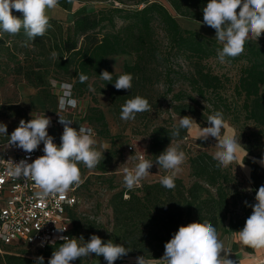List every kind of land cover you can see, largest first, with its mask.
Wrapping results in <instances>:
<instances>
[{"label":"trees","instance_id":"obj_1","mask_svg":"<svg viewBox=\"0 0 264 264\" xmlns=\"http://www.w3.org/2000/svg\"><path fill=\"white\" fill-rule=\"evenodd\" d=\"M168 2L179 14L200 19L208 0ZM13 14L22 17L15 10ZM116 15L125 23L119 29H116ZM49 22L51 28L43 37L30 41L29 46H24L23 42L27 38L23 31L14 37L0 33V66H4L5 73H21L32 86L43 88L54 84L49 79L50 76H54L55 80L63 78L60 84H71L72 96L77 101L76 97L89 90L90 79L94 78L100 82L99 91L108 92L110 99L119 105L120 110L126 100L137 95L146 98L151 108L158 106L157 85L163 82L164 96L172 93L170 104L174 113L181 116L192 114L206 126H209L207 117L216 111L222 112L224 117L231 114L235 123H240L241 120L244 123L251 121L258 130H251L249 136L260 143L264 140V34L259 38L262 40L260 46L255 41H246L245 52L241 55L247 57V64L243 66L240 79L233 89L235 95L230 99L225 94L226 77L214 73L203 63V60L217 56V41L197 31L183 29L167 6L160 1L150 2L143 8L118 7L111 3L110 7L96 12L79 11L74 13L71 24L67 27L52 17ZM108 26L113 29L106 30ZM164 47L166 52L163 51ZM173 50L177 51L175 55L185 54L191 60L193 70L186 72L176 69L172 61ZM53 51L60 58H51ZM119 53L134 54L135 59L133 63L125 64L123 71L116 72L111 65L110 56ZM104 70L113 73V83L119 75L131 73V90H117L113 83L102 80L99 75ZM80 73L88 76L84 83L79 81ZM180 81L186 83L187 87L175 90L176 83ZM200 100L208 102L203 109L198 107L202 105ZM149 112L138 113L136 116L144 118ZM98 119L106 124L103 114L100 113ZM81 125L91 127L88 122L79 126ZM176 125L178 124H153L149 135V150L153 161L170 142L188 135V130L181 129L179 137L171 138L170 134ZM79 126L74 123L76 129ZM0 136V142L8 139L7 136ZM247 150L251 156L263 157L251 147H247ZM245 161L252 167L253 193L252 196L240 193L242 206L239 212L232 210L233 204H237L232 201L233 175L228 168H217L213 154L203 151L190 157V175L194 180L191 184H186L182 178L177 177L176 186L171 190L164 188L160 180H156L141 183L131 191L125 188L115 192L110 199L113 210L112 228L78 214L77 204L70 211L72 237L83 236L87 242L94 234L105 242L111 239L115 243H121L130 252L114 264H136V260L129 262L127 258L142 255L150 259L162 258L165 243L182 225L207 220L217 229L220 237L238 232L243 229L246 219L252 213L250 205L256 203L257 190L264 185V166L248 158ZM106 165L107 156H104L97 169L107 172ZM76 190L77 187L75 192ZM245 201L248 202L247 205ZM61 243L63 241L38 249L44 252V264H48L52 252ZM10 246L14 245L0 244V249L5 252L0 253V264H35V259L28 253L10 251ZM73 264L107 262L102 256L92 254L90 257L77 259Z\"/></svg>","mask_w":264,"mask_h":264},{"label":"clouds","instance_id":"obj_2","mask_svg":"<svg viewBox=\"0 0 264 264\" xmlns=\"http://www.w3.org/2000/svg\"><path fill=\"white\" fill-rule=\"evenodd\" d=\"M58 3L59 0H0V33L15 36L23 31L27 38L23 42L24 46H29L30 41L34 42L37 37H43L51 28L48 12L55 9ZM13 10L21 13L22 17L14 15ZM202 23L215 30V39L222 45V48L217 49V56L224 63L226 58L241 55L246 41L257 42L264 34V0H208L203 8ZM50 55L53 59L60 58L56 51ZM99 76L102 80L113 83V73L104 70ZM78 77L81 83L88 80V76L83 73L78 74ZM132 81L133 75L125 73L119 75L113 84L117 90H131ZM61 88L63 94L59 97V110L76 108L78 101L72 96V85L63 83ZM90 90L94 91L91 86ZM151 110L149 101L137 95L121 105L120 119L134 120L138 113ZM56 113L59 116L58 122L63 125L59 145L54 143V137L48 133L51 118L44 113L35 118L32 116L28 121L21 119L10 136L7 134V125L0 123V135L8 137L7 148L16 147L29 154L18 163H13L9 174L14 178L31 180L38 188L35 197L41 201L55 196L63 200L73 186L83 183L80 164L92 170L104 160V146H98L93 128L81 125L77 130L71 127L73 120ZM194 122L199 126L190 116L179 117L178 125L174 126L170 134L171 138L179 137L181 129H192ZM207 123L209 126L199 128L198 139H216L217 150L213 159L217 162V168L226 169L236 161L237 153L243 146L240 139L222 134L225 127L222 112L216 111L209 115ZM41 143L44 154L29 163L30 154ZM128 159L138 162L133 169L123 170V185L127 190L131 191L148 177L154 164L158 169L169 173L161 177L160 183L171 190L176 186L175 179L183 171L182 165L186 162L187 155L181 150L179 143L170 142L154 161L146 159L144 155H132ZM253 162L264 166V157L259 161L254 158ZM255 201L254 205H250L251 215L246 219L243 229L235 232V236L241 245L261 249L264 248V185L257 190ZM247 203L245 201L246 205ZM57 230L64 232L67 228ZM58 239L63 243L52 252L48 264H73L77 259L90 257L92 254L102 256L107 264H114L130 252L123 244L115 243L111 239L105 242L94 234L87 242L83 236L75 238L61 235ZM227 239L222 240L217 229L207 220L192 222L180 226L165 243L162 258L150 259L142 255L136 257V264H154V260H158L159 264H237L228 258L231 251L230 244L226 243ZM81 241L84 243L81 244ZM40 246H44V241ZM35 264H44V257H36Z\"/></svg>","mask_w":264,"mask_h":264},{"label":"rangeland","instance_id":"obj_3","mask_svg":"<svg viewBox=\"0 0 264 264\" xmlns=\"http://www.w3.org/2000/svg\"><path fill=\"white\" fill-rule=\"evenodd\" d=\"M139 1L144 0H123L127 5L135 4ZM158 1L167 6L183 29L197 31L209 38L215 39V30L202 23L203 11L201 12L200 19H194L176 12L168 0ZM83 2L85 3L83 7L76 12H96L102 8L110 7L111 5L110 0H83ZM73 16L74 13H69L58 19V21L62 22L64 27H67L71 24ZM124 24V21L116 15V29L123 27ZM112 29L111 26H108L106 30L111 31ZM159 32L161 33V30H159ZM160 35L162 36V33ZM217 43L219 48H222V45L218 41ZM257 44L259 46L262 45V40L259 39ZM163 51L166 52L167 49L164 47ZM176 53V50L172 51L174 67L186 72L193 70L191 60L187 59L185 54L175 55ZM134 59V54L119 53L110 56L111 65L116 72L123 71L125 64L133 63ZM3 61H5V59ZM203 63L210 67L214 73L226 77L227 91H225V94L232 99V95H235L233 89L240 79L243 66L247 64V57L241 55L235 58H226V61L221 63L218 56H212L203 60ZM3 68L4 66H0V123L7 125V134L10 135L15 128L18 127L21 119L28 121L32 116L35 118L44 113L47 117L51 118V126L48 128L49 135L61 137L63 128L61 129L58 127V114L56 112L60 111L58 101L59 97L62 95L61 93H63L61 88L63 83L60 84L63 82L60 81L63 80V78L55 80L54 76H50L49 79L54 84L44 88L36 87L32 86L21 73H5ZM90 86L94 91L89 88V90L79 93V96L76 97L78 99L76 108L68 107L62 112L63 117L75 120L74 123L78 126L85 122L91 125L96 133L95 139L97 140L98 146H104L102 150L105 151L104 156H107V172H102L97 169V167L89 170L83 164L79 165L83 183L76 186V192L79 197L76 211L83 217L94 219L98 223L112 228L113 210L110 205V199L115 192L125 189L123 185L124 168L131 170L138 162L128 158L132 155H144L146 159L152 160V154L149 150V135L153 124H178L179 117L183 116L173 112L172 105L170 104L172 93L169 96H164L165 85L163 82L157 85L159 94L158 106L152 107V110L146 117L142 118V116L138 115V117L136 116L134 120L130 121H123L120 119L121 110L119 109V105L112 102L108 92L99 91V80L94 78L90 79ZM185 87H187L186 83L180 81L176 83L175 90ZM200 101L202 105L198 106L199 108L208 105L207 101ZM100 113L104 115L106 124H103V121L98 119ZM189 116L192 117L199 126L194 122L193 128L188 130V135L185 138L172 141L173 144L179 143L181 150L187 155V160L182 165L183 171L177 176L182 178L186 184H191L194 181L190 175V157L203 151L214 154L217 150L215 147L217 143L215 138L209 137L207 141L198 139L199 128L207 127L206 124L197 121L196 117L192 114H189ZM224 119L225 127L222 129V134L232 135L237 140L240 139V143L243 146L237 153L236 161L228 167L234 177L231 189L232 201L234 203L237 202L236 205L233 204L232 210L239 212L242 206L240 193H246L249 196H252L253 193V181L251 179L252 167L246 163L245 159L248 158L253 160L255 158L256 161L261 159L257 156L249 155L247 147H251L256 154L263 155L264 157V140L260 143L256 141L253 136H249L251 130H258L251 121L244 123V121L241 120L240 123H235L233 121L234 117L231 114L224 117ZM256 163L259 164L258 162ZM149 171L150 175L138 185L144 182L160 180L162 176L169 174L163 169H158L155 164ZM223 235H226L227 238L230 236V234ZM223 235L222 237H224ZM229 238L231 239V237ZM229 238L226 240V243L231 242ZM230 248L231 254H229L228 258L236 261L237 264H240L239 258L244 252H249L251 254L254 250L240 243H237V246H235L234 243ZM9 249L17 253L26 252L33 259L43 256L44 254L43 250L41 251L24 246H10ZM0 253L5 252L3 251ZM253 259L254 258H252L250 264H263V262L254 263L253 261L255 260ZM262 259L264 261V257ZM127 260L131 262L135 261L136 258L128 257ZM154 264H159L158 260H154Z\"/></svg>","mask_w":264,"mask_h":264},{"label":"built area","instance_id":"obj_4","mask_svg":"<svg viewBox=\"0 0 264 264\" xmlns=\"http://www.w3.org/2000/svg\"><path fill=\"white\" fill-rule=\"evenodd\" d=\"M110 1L118 7L143 8L148 3L158 0H144L131 5L125 4L123 0ZM61 112L59 111V114L63 116ZM58 127L63 128V125L59 123ZM71 127H74V123ZM54 143L59 145L60 137H54ZM7 145L8 139L0 142V244L43 249L60 242L58 237L61 235L72 237L70 211L79 202L76 187L73 186L63 200L59 196L49 197L43 201L37 199L35 192L38 188L31 180L23 177L14 178L9 174L13 163H18L29 154L16 147L7 148ZM43 154L41 143L38 149L30 154L29 163ZM64 228H67L64 232L57 230ZM42 241L43 247L40 246Z\"/></svg>","mask_w":264,"mask_h":264},{"label":"crops","instance_id":"obj_5","mask_svg":"<svg viewBox=\"0 0 264 264\" xmlns=\"http://www.w3.org/2000/svg\"><path fill=\"white\" fill-rule=\"evenodd\" d=\"M85 3L83 0H59V3L55 9L49 10L48 15L49 17L55 18V19H60L64 17L65 15H68L69 13H75L76 11L80 10ZM62 129V128H61ZM58 135V134H57ZM228 235V234H227ZM224 237L222 238H227L226 235H223ZM231 237V239L229 238ZM228 238L230 239V246L233 245L234 243H239L238 239L234 234H230ZM223 240V239H222ZM231 250V248H230ZM223 255V253H222ZM252 256V257H251ZM264 257V248L261 249H254L253 253H243V255L239 258L240 264H250L252 262V258H254L253 261L254 263L256 262H263ZM256 260H261V261H256Z\"/></svg>","mask_w":264,"mask_h":264}]
</instances>
